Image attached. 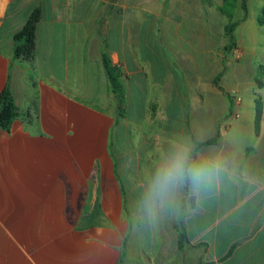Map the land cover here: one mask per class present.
Here are the masks:
<instances>
[{"label":"crops","instance_id":"0c3cea01","mask_svg":"<svg viewBox=\"0 0 264 264\" xmlns=\"http://www.w3.org/2000/svg\"><path fill=\"white\" fill-rule=\"evenodd\" d=\"M224 1L0 0V94L18 108L0 128V264H264V38L247 30L264 27V4L228 14ZM37 9L30 62L14 36ZM217 135L199 150L231 158L235 178L179 217L139 219L143 179L170 142Z\"/></svg>","mask_w":264,"mask_h":264},{"label":"clouds","instance_id":"9594fccd","mask_svg":"<svg viewBox=\"0 0 264 264\" xmlns=\"http://www.w3.org/2000/svg\"><path fill=\"white\" fill-rule=\"evenodd\" d=\"M233 167L231 158L215 150H199L190 137L171 141L143 179L139 219L155 227L166 216L179 217L186 201L199 204L223 180L234 179Z\"/></svg>","mask_w":264,"mask_h":264},{"label":"trees","instance_id":"16d2710c","mask_svg":"<svg viewBox=\"0 0 264 264\" xmlns=\"http://www.w3.org/2000/svg\"><path fill=\"white\" fill-rule=\"evenodd\" d=\"M238 1H241L242 8L247 13V0H225L223 12L231 14V12L235 9V5ZM41 20V11L39 9L35 10L30 18L28 19L25 27L18 32L14 36V43H15V56L19 59H23L26 61H34L35 59V52H36V33H37V25ZM260 23L264 26V13L260 19ZM236 25L233 23L227 26V35L231 36L234 32ZM103 64L108 76L109 85L111 87V91L115 96L120 116H125V106H126V95H125V88L122 83V74L120 73L119 69L115 67L107 54L103 55ZM217 86L219 85L218 81L216 82ZM259 84L262 85L263 82L259 81ZM262 115V107L261 103L258 102L257 105V122H260ZM18 116V108L16 106L15 100L12 96V93L9 88L3 91L0 94V128L9 131L13 124V121ZM219 139V135L216 136L211 141L206 143H199L197 144V148L199 149L201 146L209 144H216ZM179 232V245L180 248L183 249L188 243L187 233L184 225L179 223L177 226Z\"/></svg>","mask_w":264,"mask_h":264},{"label":"rangeland","instance_id":"374dc122","mask_svg":"<svg viewBox=\"0 0 264 264\" xmlns=\"http://www.w3.org/2000/svg\"><path fill=\"white\" fill-rule=\"evenodd\" d=\"M263 4H264V0H252V3H251V13L252 14H255L256 12H258L257 9L261 8V6H263ZM223 24H224V21H221L219 23V25H217V26L218 27H223ZM247 30H248V32L249 31L253 32V35L256 36L259 39V41L263 40V38H264V27L256 26V27H253V29L252 28H249ZM225 35L227 37H230V36L227 35V27L225 29ZM232 35H233V33H232ZM216 37H217V42H219V41H221L223 39V36H221L220 33Z\"/></svg>","mask_w":264,"mask_h":264}]
</instances>
